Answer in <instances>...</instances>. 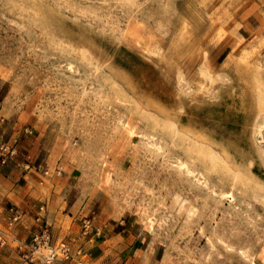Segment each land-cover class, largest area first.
Instances as JSON below:
<instances>
[{
  "label": "rangeland",
  "instance_id": "rangeland-1",
  "mask_svg": "<svg viewBox=\"0 0 264 264\" xmlns=\"http://www.w3.org/2000/svg\"><path fill=\"white\" fill-rule=\"evenodd\" d=\"M254 84L264 0H0V108L33 114L80 227L135 224L146 264H264V114L249 173L222 157Z\"/></svg>",
  "mask_w": 264,
  "mask_h": 264
},
{
  "label": "crops",
  "instance_id": "crops-1",
  "mask_svg": "<svg viewBox=\"0 0 264 264\" xmlns=\"http://www.w3.org/2000/svg\"><path fill=\"white\" fill-rule=\"evenodd\" d=\"M1 143L15 148L17 155L6 165L0 163V264H27L22 256L46 224L56 243L71 242L75 255L69 264H146L150 237L142 236L135 224L127 229L123 221H101L94 225L100 232L83 233L84 216L65 206L55 162L36 135L32 113L1 107ZM15 216L19 219L13 222ZM85 257L89 261H82Z\"/></svg>",
  "mask_w": 264,
  "mask_h": 264
},
{
  "label": "bare ground",
  "instance_id": "bare-ground-1",
  "mask_svg": "<svg viewBox=\"0 0 264 264\" xmlns=\"http://www.w3.org/2000/svg\"><path fill=\"white\" fill-rule=\"evenodd\" d=\"M108 62L109 61L106 59L103 60V65H108ZM250 91L255 97L251 105L247 106L245 113L246 115L245 121L248 119L253 121L249 123L245 127V129H242L240 137L243 144L241 145V144L223 143V148H222V157L223 160H226L225 161L226 168L236 173H247V172L249 173L251 164L254 162H258L260 160L257 153V148H256L257 145L255 143L256 140L254 135L257 132L254 128H256L257 126L255 125L254 119L264 114V102L256 97V94L259 92V87L257 84L252 85ZM177 124L181 127L183 131L188 132V130L190 129V126L184 117H179L177 119ZM261 134L262 133H260V135ZM198 143L200 146V150L202 152H206L207 149L211 147L213 142L208 137V135L207 136L201 135V138L198 140Z\"/></svg>",
  "mask_w": 264,
  "mask_h": 264
},
{
  "label": "built area",
  "instance_id": "built-area-1",
  "mask_svg": "<svg viewBox=\"0 0 264 264\" xmlns=\"http://www.w3.org/2000/svg\"><path fill=\"white\" fill-rule=\"evenodd\" d=\"M16 155L15 148L5 143L0 144L1 164H8ZM18 219L19 216H15L13 222L18 221ZM93 229L97 233L100 232L99 228L94 227L92 219L85 218L82 221L83 233H88ZM74 255V249L71 245L64 242L56 243L54 241L52 230L46 224L39 233L34 235L28 251L23 254L22 259L27 264H69L74 259Z\"/></svg>",
  "mask_w": 264,
  "mask_h": 264
}]
</instances>
